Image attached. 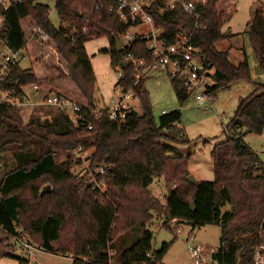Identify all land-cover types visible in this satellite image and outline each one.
Here are the masks:
<instances>
[{
    "label": "trees",
    "instance_id": "16d2710c",
    "mask_svg": "<svg viewBox=\"0 0 264 264\" xmlns=\"http://www.w3.org/2000/svg\"><path fill=\"white\" fill-rule=\"evenodd\" d=\"M99 2L95 9V0H55L60 26L50 20L48 4L39 0L0 8L5 18L0 39L12 50L25 49L31 61L28 68L14 64L4 86L21 97L20 86L35 83L41 96L52 92L66 96L78 102L86 116L84 122L75 124L58 111L42 124L33 119L24 123L17 107L0 104V153H17L12 166L0 175V258L15 249L12 240L21 230L42 250L70 254L72 264H163L169 244L152 249V231L147 227L156 210L165 213L167 227L172 218L194 227L219 225L220 244L211 258L218 264H252L255 245L264 242V164L244 135L264 131V87L240 103L232 119L236 132L214 144V179L189 182L191 154L178 156L166 151L182 113L177 108L154 118L144 78L135 77L138 68L133 62L128 60L122 66L123 75L115 87L131 90L142 111L131 108L123 124L111 120L105 109L100 115L93 112L96 77L85 48L88 40L108 38L110 46L102 51L110 54L113 66L121 64L129 52L147 62L152 59L139 36L121 52L116 51L115 37L129 24L119 22L115 10H110L115 0ZM234 10L230 0H207L198 16L173 8L155 18L165 29L168 42L175 30L188 29L204 62L214 69L215 91L247 78L249 73L247 60L234 64L227 50L215 46L224 38L222 26ZM36 28L47 34L45 40L33 37ZM26 29L31 30L30 35ZM247 33L262 62L264 10L260 7H254ZM169 78L183 103L189 96L183 82ZM14 81L18 85L12 84ZM79 145L93 147L89 165L93 171L95 165L108 166L103 174L94 172L96 180L104 181V192L92 183L80 186L69 171V160H61L66 150ZM156 176L165 181L164 204L149 192ZM47 184L50 190L41 193ZM17 260L28 264L26 258Z\"/></svg>",
    "mask_w": 264,
    "mask_h": 264
},
{
    "label": "rangeland",
    "instance_id": "374dc122",
    "mask_svg": "<svg viewBox=\"0 0 264 264\" xmlns=\"http://www.w3.org/2000/svg\"><path fill=\"white\" fill-rule=\"evenodd\" d=\"M39 1L48 4L49 17L52 23L55 26L63 25L56 12L55 0ZM230 1L234 4L235 10L222 26L224 38L218 41L215 46L218 50H227L229 60L234 64L247 60L249 73L247 78H239L225 87L216 89V97L212 102L210 111L199 107L193 94H190L183 103L180 102L167 70L164 68H153L142 75L155 119H158L163 110L180 109L182 116L177 123L178 130L174 132L172 138L168 139L169 145L166 151L168 154L178 156L191 154L188 160V170L198 180L214 179L213 157L211 155L214 144L225 140L236 132L232 126V119L240 103L250 94L259 92L264 87V60L261 62L258 59L247 33L254 7L257 6L264 10V0ZM26 32L27 35L31 34L30 29H26ZM32 35L35 36L33 33ZM109 46V40L105 36L92 37L85 43L96 77L94 100L97 107L105 106L109 104L112 98L121 96L115 88L118 80L117 68L111 65L110 54L102 51ZM4 50L6 47L0 39V63ZM23 54L24 58L19 60L20 66L28 68L31 61L25 49ZM98 91L106 104L99 101ZM40 96L41 94L37 97L30 93L32 101L40 100ZM124 101L130 108H134L138 112L142 111L138 98L133 96L130 99H124ZM58 113L54 107L35 105L22 112L21 116L24 123L33 119L34 122L39 120L42 124L45 119L52 120ZM241 131L245 132V129L242 128ZM244 141L264 164V133L248 132L244 135ZM88 149H93V147ZM69 150L64 152L61 160L70 159L69 156H65V154H69ZM16 155L17 153L12 150L0 153V175L12 166ZM94 172L95 170L93 171L88 163L81 162L78 167L73 166L71 173L78 178L81 186L84 182L96 178ZM149 192L159 202L165 203L167 189L163 176H156L153 179L149 185ZM165 219L164 212L154 210L152 211V219L147 226L152 231V249H159L163 243L169 244V248L161 259L163 264H191L192 260L188 252L190 243H200L206 246L207 257H209V250L216 249L220 244L221 229L217 224L194 227L190 222L180 220L176 222L177 229H179L176 234L177 229L164 225ZM131 236L132 234L129 236V240L132 239ZM30 241L33 246H36L35 242L31 239ZM12 244H14L15 249L10 255L1 258L0 264H18L17 257L29 259L30 254L27 249L19 247L13 240ZM39 255L40 258L31 255L32 264H72L70 254H55L45 251L43 255L42 253Z\"/></svg>",
    "mask_w": 264,
    "mask_h": 264
},
{
    "label": "built area",
    "instance_id": "2783aa9c",
    "mask_svg": "<svg viewBox=\"0 0 264 264\" xmlns=\"http://www.w3.org/2000/svg\"><path fill=\"white\" fill-rule=\"evenodd\" d=\"M27 0H0V8L7 9L12 3H23ZM116 4L110 6V10H115L118 21L129 24V27L120 32L119 38L122 42L123 49L128 46L130 41L139 36L145 41L146 47L152 53V59L147 62L144 58H137L132 53H127L123 60L131 61L138 68L135 77L138 79L147 71L153 68H164L167 70L169 77L177 78L184 84L188 95L193 94L196 97L197 104L203 110H211L212 102L216 97L215 90L212 89L215 84L213 78V67L209 66L203 60L200 48L196 46L188 33L187 28L175 30L173 32L172 41L168 42L165 36V29L157 24L156 16L162 14L166 10L173 8H180L188 14L198 16L200 7L206 5L207 0H115ZM94 8L98 9L100 2L95 0ZM4 15L0 13V24L4 21ZM33 34L45 40L47 34L40 28H36ZM2 41V40H1ZM6 50L3 51L0 63V104H10L17 107L21 113L31 106L44 105L51 106L62 111L66 116L72 120L73 123L78 124L81 120L84 122L86 116L81 111V106L78 102L57 94L55 92L49 93L46 96H40V100L32 101L30 93H39V86L37 84H29L20 86L23 91V96L15 95L14 89H7L4 86V81L10 75L11 67L19 63L20 58H24L23 50H12L4 41ZM118 78L123 75L121 64L116 66ZM18 85V81L12 82ZM29 88V90H28ZM116 88V92L120 97L112 98L109 104L105 106L95 107L92 109L95 115H100L101 110L105 109L111 120L118 124H123L126 119L128 111L131 109L124 99L132 98L131 90L126 92ZM99 93V92H98ZM40 94V93H39ZM106 104V103H105ZM166 112V110H163ZM264 133V131H263ZM93 149H88L81 145L69 150V171L72 172L73 166L78 167L81 162H86L90 165V155ZM107 165H95L94 170L96 174H103ZM92 183L93 188L100 189L101 192L106 190V185L102 180L87 181ZM180 221L177 218L169 220V226L177 229L176 222ZM179 232L177 229L176 234ZM262 233L259 234V238ZM13 242L19 247L27 249L29 254H33L34 246L29 237L21 230L13 238ZM206 246L200 243H190L188 245V252L191 257V264H218L216 260L211 258L216 249L209 250V257L206 256ZM252 264H264V242H259L255 245L252 256Z\"/></svg>",
    "mask_w": 264,
    "mask_h": 264
},
{
    "label": "water",
    "instance_id": "95a60500",
    "mask_svg": "<svg viewBox=\"0 0 264 264\" xmlns=\"http://www.w3.org/2000/svg\"><path fill=\"white\" fill-rule=\"evenodd\" d=\"M115 48H116V51H118V52H121L123 50L121 39L118 36L115 37ZM124 64H125V61L122 60L121 61V66H123ZM186 179L189 182H192V183H195L197 181L196 177L193 174H190V173L186 176ZM48 190H50V185L49 184H47L45 186V189L41 190V193H44V192H46ZM190 204H191V207L194 208V201L193 200H190Z\"/></svg>",
    "mask_w": 264,
    "mask_h": 264
},
{
    "label": "crops",
    "instance_id": "0c3cea01",
    "mask_svg": "<svg viewBox=\"0 0 264 264\" xmlns=\"http://www.w3.org/2000/svg\"><path fill=\"white\" fill-rule=\"evenodd\" d=\"M20 64V63H19ZM22 67V66H21ZM99 92V91H98ZM99 94V96L101 95V93H98ZM34 95H36L37 97H38V93L37 94H34ZM32 96V95H31ZM102 99V100H101ZM99 101H102V102H104V99L102 98V96H100V99H99ZM105 103V102H104ZM195 174V173H194ZM197 179V178H196ZM198 180V179H197ZM35 244V243H34ZM36 246H34L35 248H34V250H33V255H35V257H39L40 258V255H39V253H42V255L44 254V252H45V250H42L41 248H39L38 247V245L37 244H35ZM70 256V255H69ZM31 255H30V257H29V259H27V263L28 264H32L33 262L31 261ZM41 257H43V256H41ZM1 258H3V257H1ZM1 258H0V261H1ZM23 258V257H22ZM32 262V263H31Z\"/></svg>",
    "mask_w": 264,
    "mask_h": 264
}]
</instances>
